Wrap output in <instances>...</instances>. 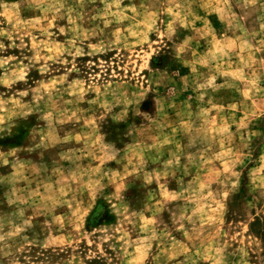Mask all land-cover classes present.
<instances>
[{"label":"rangeland","instance_id":"rangeland-1","mask_svg":"<svg viewBox=\"0 0 264 264\" xmlns=\"http://www.w3.org/2000/svg\"><path fill=\"white\" fill-rule=\"evenodd\" d=\"M0 264H264V0H0Z\"/></svg>","mask_w":264,"mask_h":264}]
</instances>
